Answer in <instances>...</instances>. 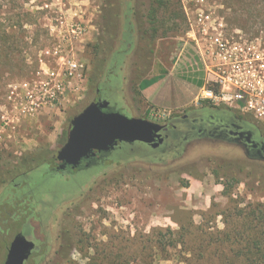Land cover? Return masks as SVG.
Segmentation results:
<instances>
[{
    "label": "rangeland",
    "instance_id": "obj_1",
    "mask_svg": "<svg viewBox=\"0 0 264 264\" xmlns=\"http://www.w3.org/2000/svg\"><path fill=\"white\" fill-rule=\"evenodd\" d=\"M203 1L224 18L229 37L240 32L264 41V5ZM195 2L0 0V32L20 41L13 66L0 63V264L19 233L37 245L26 264H87L95 248L142 249L149 246L146 236L154 239L161 229L188 231V240L200 244V228H241L243 217L264 206V161L220 143L195 144L174 163L181 139L170 157L163 147L122 143L76 175L48 176V165L38 159L57 154L71 120L94 101L98 88L125 116L160 124L200 108L192 79L198 75L187 73L194 52L186 45L190 27L184 11ZM75 25L85 34L77 36ZM69 61L83 66L80 90L53 106L23 112V85L36 90ZM157 76L169 90L164 106L141 94L147 87L141 82ZM257 121L264 129V121ZM170 253L158 254L155 264H178L176 252Z\"/></svg>",
    "mask_w": 264,
    "mask_h": 264
},
{
    "label": "built area",
    "instance_id": "obj_2",
    "mask_svg": "<svg viewBox=\"0 0 264 264\" xmlns=\"http://www.w3.org/2000/svg\"><path fill=\"white\" fill-rule=\"evenodd\" d=\"M184 11L190 27L186 45L194 52L187 73L197 74L192 79L202 82L196 104L225 107L264 121V41L248 39L240 32L229 37L224 18L203 0L184 5ZM73 31L77 36L85 34L81 25H75ZM82 71V65L69 61L58 71L48 73V80L36 90L30 91L25 83L23 97L18 95L23 112L53 106L67 93L78 92Z\"/></svg>",
    "mask_w": 264,
    "mask_h": 264
},
{
    "label": "trees",
    "instance_id": "obj_3",
    "mask_svg": "<svg viewBox=\"0 0 264 264\" xmlns=\"http://www.w3.org/2000/svg\"><path fill=\"white\" fill-rule=\"evenodd\" d=\"M252 4L254 6L264 5V0H253ZM19 44L20 41L16 39L13 34L6 33V31L0 32V63L4 62L5 66L11 68ZM114 76L115 75L111 76V81L114 80ZM162 78L161 76H157L149 80H143L141 84L144 83L147 84V86H151ZM195 83L198 86L202 85L201 81H196ZM218 108L221 107L213 106L208 103H203V106L200 107L202 110H215ZM174 117L177 116L169 118ZM185 135L184 133L182 134L183 140ZM190 139L191 135H188L186 141ZM144 145L152 149L150 145ZM173 147L174 146H168L163 153L170 157V154L177 149V147ZM182 149L183 150L180 152L181 154H177V157L170 161L171 163L180 161L184 158L183 156L188 151L185 143H182ZM38 159L42 160L41 163L48 165L49 170L46 174L48 176L54 173H66L69 171H73L72 175H76L87 170L86 167L76 170H72L69 167L66 170H58V162L53 155H51L49 159H42V157ZM256 212L258 215H256ZM243 218L245 226L243 225L241 228L234 226L232 229L218 230L214 233L207 232L200 228L198 230L201 235L199 237L200 244L196 245L192 244V240H188V231L174 232L168 228L166 230H158L157 237L154 239H152L150 235L146 236L149 246L145 245L142 249L136 250L132 247H116L115 245H112L111 248H95V254L87 264H155V257L158 256V254L169 255L171 254L170 252H176L175 258L178 264H264V206H262V208L258 206L256 210L251 211L250 214ZM248 219L250 220L248 221ZM248 225L250 226L247 227ZM194 240L196 241L198 239L195 238ZM152 244L154 246H152ZM63 249L65 250L67 247L64 245ZM70 249L71 247L68 250Z\"/></svg>",
    "mask_w": 264,
    "mask_h": 264
},
{
    "label": "water",
    "instance_id": "obj_4",
    "mask_svg": "<svg viewBox=\"0 0 264 264\" xmlns=\"http://www.w3.org/2000/svg\"><path fill=\"white\" fill-rule=\"evenodd\" d=\"M165 129V124L127 117L107 100L93 101L71 120L66 143L55 155L57 169L79 168L96 153H110L120 143L140 142L157 147L163 142ZM36 249L34 241L19 233L10 244L4 264H26Z\"/></svg>",
    "mask_w": 264,
    "mask_h": 264
},
{
    "label": "flooded vegetation",
    "instance_id": "obj_5",
    "mask_svg": "<svg viewBox=\"0 0 264 264\" xmlns=\"http://www.w3.org/2000/svg\"><path fill=\"white\" fill-rule=\"evenodd\" d=\"M108 85H111L110 79ZM108 88L111 89V86ZM100 91L101 89L98 88L94 101L102 99ZM200 106L203 105L200 104ZM163 124L166 125V129L162 132L163 142L157 147L150 145L152 149L163 147V151H165L168 146H173L180 139L183 141L182 143H185L186 148L198 143H220L241 150L248 159L264 161V129H262L260 121L248 113H239L225 107L215 110L196 108L187 111L180 117L169 118ZM183 133L186 134L185 141L188 139V135H191V139L185 142L182 139ZM114 150L110 153H96L94 157L83 161L79 169L82 167L89 169L97 164V160H102Z\"/></svg>",
    "mask_w": 264,
    "mask_h": 264
},
{
    "label": "crops",
    "instance_id": "obj_6",
    "mask_svg": "<svg viewBox=\"0 0 264 264\" xmlns=\"http://www.w3.org/2000/svg\"><path fill=\"white\" fill-rule=\"evenodd\" d=\"M149 80V79H148ZM194 83V82H193ZM195 85V84H194ZM197 85V84H196ZM198 86V85H197ZM199 87V86H198ZM197 87V88H198ZM140 89V87H139ZM153 89V90H151ZM199 89V88H198ZM168 92L169 90L165 87H163L160 84V81L156 82L155 84L151 85V86H147L143 91H141L142 96L147 99L149 102H151L154 105L157 106H164L162 105V102L166 100L167 96H168ZM170 94V93H169ZM173 94V93H172ZM148 96L153 97L154 99L149 100V98H147Z\"/></svg>",
    "mask_w": 264,
    "mask_h": 264
}]
</instances>
